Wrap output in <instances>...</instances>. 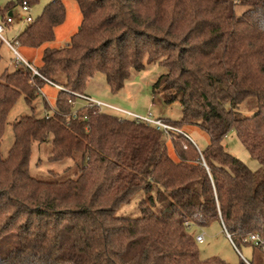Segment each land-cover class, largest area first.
Returning a JSON list of instances; mask_svg holds the SVG:
<instances>
[{"label":"trees","instance_id":"1","mask_svg":"<svg viewBox=\"0 0 264 264\" xmlns=\"http://www.w3.org/2000/svg\"><path fill=\"white\" fill-rule=\"evenodd\" d=\"M38 1L6 0L2 23ZM75 2L77 31L64 47L44 48L36 68L53 83L64 79L58 85L68 92H57L52 114L32 107L43 80L23 68L0 73V264H226L200 259L185 223H218L236 247L250 246L243 240L251 234L264 239V0ZM64 18L53 0L14 43L40 48ZM145 61L165 70L152 93L181 108L178 121L161 119L183 133L169 136L171 150L162 131L111 111L82 106L70 117L71 93L83 94L96 74L117 93ZM21 96L32 114L14 123L3 157L6 118ZM248 98L256 111L243 117ZM189 126L207 135L204 149L184 135ZM231 131L257 170L227 151ZM44 142L51 164L70 163L67 176H32V145ZM139 193L138 216H116Z\"/></svg>","mask_w":264,"mask_h":264},{"label":"rangeland","instance_id":"2","mask_svg":"<svg viewBox=\"0 0 264 264\" xmlns=\"http://www.w3.org/2000/svg\"><path fill=\"white\" fill-rule=\"evenodd\" d=\"M53 0H39L36 4L24 13L21 7H15L11 11L6 12L4 17L12 15V24L4 28L3 37L12 44L19 55L34 68L41 65V53L44 48H62L68 42L70 37L77 31L81 14L75 0H60L65 8V18L61 25L54 29V39L51 42L43 44L40 48L31 49L23 48L14 43V39L22 32L26 24L23 22V16H30L35 21L42 14L44 8ZM6 0H0V8L5 5ZM2 20L0 18V24ZM14 56L9 48L0 42V73L7 69L14 70L16 67L12 61ZM165 70L158 65L157 61L146 63L145 68L139 72L131 71L129 79L124 83L123 88L117 93L110 91L105 77L102 74H96L90 79L84 89V95L89 96L93 100L115 107L125 112H130L139 116H146L148 113L153 118L165 119L169 121H178L181 117V108L177 102L166 104L160 94L152 93V86L157 78L164 74ZM58 84L64 82L63 77L55 79ZM57 90L48 84H43L39 89L38 95L32 102L34 113L37 116L52 114L54 111V103ZM44 103L48 107H44ZM74 109L84 106V102L77 99L74 103ZM238 111L243 117L252 116L256 111V100L248 98L238 107ZM32 110L28 107L21 96L12 110L9 112L5 123V133L1 139V154L6 157L9 149L13 144L12 126L21 117L29 116ZM186 136L192 140L199 150L204 149L208 144L207 135L195 126L181 128ZM165 145L171 150L170 137L165 135ZM223 144L227 151L235 158L244 163L250 170L258 169V163L253 160L248 152L244 149L233 131L229 132L223 140ZM171 157L172 153H170ZM50 156L49 142L33 143L31 149V157L29 161V170L32 176L41 180L51 179L49 172L55 171L56 177L67 176L62 170L70 165L66 162L63 165L51 164L48 161ZM71 176V175H70ZM142 199V194H137L130 203L122 204L116 212V216L122 218H135L138 216L137 205ZM204 233V241L197 244V250L200 259L218 258L226 264H242L247 261L253 264H264V257L251 246L237 245L233 247L225 236L222 225L213 223L206 228L191 227L189 233L196 235Z\"/></svg>","mask_w":264,"mask_h":264},{"label":"built area","instance_id":"3","mask_svg":"<svg viewBox=\"0 0 264 264\" xmlns=\"http://www.w3.org/2000/svg\"><path fill=\"white\" fill-rule=\"evenodd\" d=\"M22 12L26 13L29 11V8L24 4L21 8ZM22 20L25 24L31 23L32 19L30 18V16H23ZM13 19H12V15H9L8 17H6L4 19V22L0 24V40L9 48V50L12 52L14 59L12 61L13 65L16 68H23V69H27L30 73H31V78L33 77H38L41 80H43L46 84H48L49 86L53 87L54 89H56L57 91H64L66 92L67 90L64 89L61 85H58L56 83H53L49 80H46L45 78H43L38 71L36 70V68H34L30 63L26 62L20 55L19 53L16 51V49L12 46V44L10 42H8L4 37H3V32H4V28L10 24H12ZM68 92V91H67ZM76 99H79L81 101L84 102V106L85 107H89V108H95L98 111H111L114 112L116 114L122 115L124 117L127 118H131L135 121L147 124L149 126H152L154 128H156L157 130L162 131V133L164 135L170 136L171 134H183L179 129H177L175 126L171 125L170 123L166 122L165 120H161L158 118H153L151 116L150 113H148L146 116H139L130 112H125L123 110H119L115 107H112L110 105L104 104L102 102L93 100L92 98H90L87 95L84 94H76V93H71ZM75 102H71V106L74 107ZM77 116V111L73 108V112L71 113L70 117L75 118ZM186 136V134H184ZM186 138L188 140H190L187 136ZM191 141V140H190ZM192 142V141H191ZM193 144V142H192ZM185 228L187 230H190L191 225L188 223L184 224ZM223 228V227H222ZM224 232H225V236L226 238L229 240V242L231 243V245L233 247L234 244L231 241V238L229 236V234L225 231V229L223 228ZM195 241L197 244H201L204 241V233H198L195 235ZM244 243H247L248 245H250L251 247L258 249L260 254L264 257V239L262 237H260L258 234H251L249 236H247L244 240ZM244 264H250L247 261H244Z\"/></svg>","mask_w":264,"mask_h":264},{"label":"crops","instance_id":"4","mask_svg":"<svg viewBox=\"0 0 264 264\" xmlns=\"http://www.w3.org/2000/svg\"><path fill=\"white\" fill-rule=\"evenodd\" d=\"M192 141V140H191ZM193 142V141H192ZM193 144L195 145V143L193 142ZM196 146V145H195ZM197 147V146H196Z\"/></svg>","mask_w":264,"mask_h":264}]
</instances>
